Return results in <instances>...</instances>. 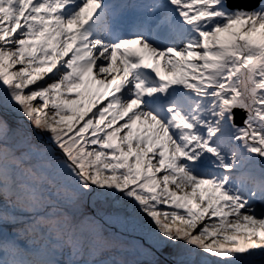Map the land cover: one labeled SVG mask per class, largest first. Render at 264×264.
<instances>
[{
	"label": "snow or ice",
	"instance_id": "obj_1",
	"mask_svg": "<svg viewBox=\"0 0 264 264\" xmlns=\"http://www.w3.org/2000/svg\"><path fill=\"white\" fill-rule=\"evenodd\" d=\"M0 0V264H264V0Z\"/></svg>",
	"mask_w": 264,
	"mask_h": 264
},
{
	"label": "water",
	"instance_id": "obj_2",
	"mask_svg": "<svg viewBox=\"0 0 264 264\" xmlns=\"http://www.w3.org/2000/svg\"><path fill=\"white\" fill-rule=\"evenodd\" d=\"M259 0H251V2L247 5L248 7H253L254 5H256V3L258 2Z\"/></svg>",
	"mask_w": 264,
	"mask_h": 264
}]
</instances>
